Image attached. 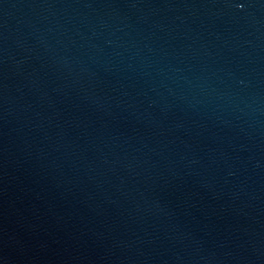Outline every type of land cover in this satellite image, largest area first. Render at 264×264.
I'll use <instances>...</instances> for the list:
<instances>
[{
  "label": "water",
  "instance_id": "water-1",
  "mask_svg": "<svg viewBox=\"0 0 264 264\" xmlns=\"http://www.w3.org/2000/svg\"><path fill=\"white\" fill-rule=\"evenodd\" d=\"M0 264H264V0H0Z\"/></svg>",
  "mask_w": 264,
  "mask_h": 264
}]
</instances>
